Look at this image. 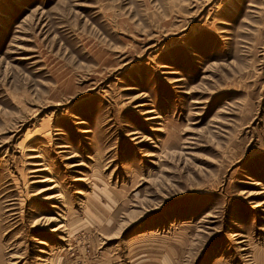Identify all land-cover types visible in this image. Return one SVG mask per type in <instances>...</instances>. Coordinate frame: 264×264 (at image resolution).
I'll list each match as a JSON object with an SVG mask.
<instances>
[{"label":"rangeland","instance_id":"374dc122","mask_svg":"<svg viewBox=\"0 0 264 264\" xmlns=\"http://www.w3.org/2000/svg\"><path fill=\"white\" fill-rule=\"evenodd\" d=\"M0 264H264V0H0Z\"/></svg>","mask_w":264,"mask_h":264},{"label":"bare ground","instance_id":"6f19581e","mask_svg":"<svg viewBox=\"0 0 264 264\" xmlns=\"http://www.w3.org/2000/svg\"><path fill=\"white\" fill-rule=\"evenodd\" d=\"M150 112H152V111H147V113H150ZM150 118H152V117H150ZM45 180H48V179H45ZM45 180H42V181H45ZM52 181V180H51ZM60 195V194H59ZM61 196V195H60ZM52 198V197H51Z\"/></svg>","mask_w":264,"mask_h":264}]
</instances>
